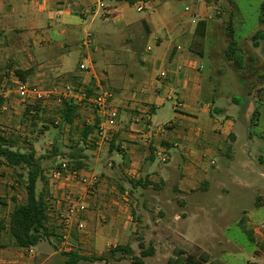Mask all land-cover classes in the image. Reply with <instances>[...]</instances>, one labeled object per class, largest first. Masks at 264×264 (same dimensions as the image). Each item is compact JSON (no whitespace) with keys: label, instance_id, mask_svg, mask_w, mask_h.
Listing matches in <instances>:
<instances>
[{"label":"crops","instance_id":"obj_1","mask_svg":"<svg viewBox=\"0 0 264 264\" xmlns=\"http://www.w3.org/2000/svg\"><path fill=\"white\" fill-rule=\"evenodd\" d=\"M160 1L166 5L137 21L131 16L127 5H123L126 2L116 0H0L2 128L9 123L4 115L8 103L12 99V103L17 104L14 90L4 86L8 76L13 81L16 69L31 72L26 82L29 80L37 83L39 88L47 89L52 77L68 81L72 79L73 84L84 82L85 74L79 66L87 61L113 93L111 104L119 112V123L108 151L110 162L98 157L97 153L92 155H97V158L91 157L87 151L80 154L85 157L83 165L77 169L81 179L90 174L97 175L101 170L97 175L98 182L90 189L82 181H58L61 189L55 190L53 210L49 213L47 224L50 236L36 247L19 248L9 229L10 215L17 206L27 203V192L20 193L14 189L8 193L7 183L0 184V190L5 191L0 193V264H134L125 253H135L140 249L139 243L144 244L147 239L165 235L162 232L164 223L171 224L167 227L171 238L182 237L189 224L188 217L178 215L147 217L146 228L140 233L142 240L130 242L138 236L139 231L131 223V217H124L127 206L141 203L146 207L151 206L160 214L170 213L171 207L178 206L184 207V213H190L193 209L199 211L200 208L205 213L208 195L214 189L225 191L222 181L228 177L238 149L242 158L252 161L254 149L264 143V136L255 135L252 128L261 121L260 108H264V102L249 93V101L243 99L250 106L245 112L246 119L241 120L245 111L240 106L243 99L234 96V107L231 106L227 99L230 94L220 84L221 77H224L222 69L211 66L207 77L205 58L210 62L215 59L205 55L204 46L200 52L195 48L198 24L205 22L203 33L207 38L215 23L211 0H193L192 7L185 8L186 13L176 12L169 0ZM220 2L213 0L214 5ZM139 7L143 10L139 11ZM137 9L143 12L146 7L139 4ZM103 12L107 15L105 19L100 16ZM98 18L102 23L94 28ZM253 31L264 32L259 18L252 30L254 34ZM87 33H91L93 38L90 46L83 42ZM7 37L14 40L10 44L1 40ZM263 42L253 49L264 47ZM144 54L148 56L145 58ZM218 58L232 62L227 58L226 50ZM4 67H7V71L2 72ZM164 71L168 74L167 78L161 77ZM96 72L93 79L86 76L85 80L89 82L91 79L89 83L95 84L98 78ZM236 72L240 74L243 69ZM244 72L249 77L257 76L250 69H244ZM216 77H220L219 81ZM224 101L228 108L225 104L218 105ZM58 106L60 109L61 105ZM237 107L240 108L239 112ZM255 109H260L256 120L253 117ZM88 112L79 110V118L73 127L66 128L70 132L69 140L76 143L83 141L82 131L77 126L91 124L88 119L92 115ZM229 112H234V116ZM222 114L226 115L225 119L218 118ZM82 118L86 121L80 124L78 120ZM99 121L97 119L92 123L96 125ZM45 133L48 134L47 131ZM92 134L86 142L95 136ZM72 153L78 155L76 150ZM72 153L66 154L71 157ZM115 153L120 156H115ZM212 155H222L230 161L217 168L216 162L211 160L213 169L210 170L205 160ZM163 156L167 158L164 162ZM91 162L96 165L93 173L87 169V163ZM245 163L241 172L256 174ZM119 164L121 171L135 181L136 200L118 181L113 188L112 175L117 172ZM17 180L20 178L17 177ZM67 184L89 207L81 217L86 228L79 234L75 231L76 223H73V230H68L62 222L66 210L63 193ZM21 185V181L15 183L16 190ZM111 195L118 198H108ZM258 200L264 204V196H256L257 217L264 215V206L257 203ZM99 201L105 209L95 211L94 206L100 204ZM3 212H8V216H3ZM102 213L112 217H102ZM172 218L175 222H182L180 226L173 225ZM241 224L245 230L246 223ZM254 236L258 235L250 232L249 237L257 250L259 246ZM158 242H152L154 255L146 258L143 264H168V261L163 262L165 252L160 240ZM218 246L219 251L211 248L205 250L199 246L208 254L204 257L205 264H226L216 259V255L224 251L222 242ZM116 248L122 249V253L112 254ZM181 249L178 246L170 254L166 252L170 255L168 259L174 258L175 251ZM260 252H253L256 257L253 256L248 263L264 264L261 260L264 255ZM79 257L82 259L78 260ZM161 261L163 263H159Z\"/></svg>","mask_w":264,"mask_h":264},{"label":"rangeland","instance_id":"obj_2","mask_svg":"<svg viewBox=\"0 0 264 264\" xmlns=\"http://www.w3.org/2000/svg\"><path fill=\"white\" fill-rule=\"evenodd\" d=\"M209 2L211 3V6L214 7L213 11L215 23L212 24L210 28V34H208L207 38L203 33L204 28L200 30L201 33L198 34L195 46L198 52H200L202 50V46H204L205 55H210L211 58L215 59H212L213 61L210 62L207 57L205 58V69L207 77H209L210 75L211 66L216 67L217 69H222V76L224 77H221L222 83L220 84L222 86H225L223 90L229 92L230 96L227 99L233 107L234 105L232 98L234 96L240 97L241 99L245 98L247 101H249L247 99L249 93L253 94L256 98H258L260 102H264V47L257 48L256 50L253 49V47H255L253 46V37L257 32L253 31L254 34L252 33V30L256 26L257 20L259 18L260 6L264 2V0H221V2L217 5L213 4V0ZM168 3H170V5L176 8V12L184 13L185 8H191L194 1L169 0ZM139 4H143L146 7L145 11H138L137 7L139 6ZM123 5H127L126 7H128L129 12L134 19H136L137 21H141L144 18H147L148 15L153 14L155 9L160 8L161 6L166 4H164L160 0H141L135 5H131L129 3H124ZM186 16H188V18L190 17L189 14H186ZM101 23V19L98 18L96 24L94 25V28H96V26L100 25ZM230 24L233 28V31L235 33V39L237 40L240 49L238 53L243 56V72H240V74L239 72H236V70H238L239 68L233 62L229 60L231 62L229 63L224 60L225 58L223 60L218 58V55H222L225 50L227 51L230 45L231 39L228 36V33L230 31ZM94 28H92V32ZM12 38L13 37L1 38V40L5 42L7 41V43L9 41L10 44L11 41L14 40ZM144 56L146 58L148 54H144ZM244 69H250L257 76L249 77L247 73L244 72ZM1 71H7V67L2 68ZM96 74H98V78L95 84H92V82H87L89 83L88 86H82L83 82L80 84H73L72 79L71 81H68L65 79L62 80L60 78L52 77L50 79L49 85L47 86V89L44 88V90H56L59 93H65L68 87H71L75 90H79L82 86L84 88L81 87V89H85L87 92H92L93 94L98 90V84H100L104 88V90H108L105 83H103L100 74L98 72H96ZM216 78L218 79V77ZM25 84L30 87L39 88L37 83L35 84V82L33 83L29 80ZM4 86L5 88H11L12 91L14 90L13 94L16 95V99L14 101H16L17 104L12 103V99L10 100L12 102H10V104L8 103L7 110L4 111V115L9 119V123L8 125H3L4 127L2 129L7 136L19 138V148L21 150H24L25 152H30L33 149L35 150V157L40 162L45 176V179L40 181L38 184V192L40 194L44 193L45 195H47L48 202L50 204V211H52L54 195L56 193L55 190L57 188L58 190L61 189L60 187H58V180L54 179L53 177L54 172L59 169L60 165L64 162L69 163L70 167L77 171V168L74 165L75 161L72 160L71 157L66 154L72 153L74 151L73 149L75 148L76 142L69 140L70 132L66 131V128H56V124L60 121L58 104L61 105L62 103L58 101L57 97L53 96L46 104L39 105L40 116H38V119L35 120L32 117L33 114L27 109H29L30 107V111H32L37 105L32 103L25 104L22 101L21 97L15 89L14 82L10 79V76L7 77ZM40 89L43 88L40 87ZM55 102H57L58 104H54ZM225 103L226 102L224 101L222 103H218V105L222 106V104ZM78 104L81 105L80 110L83 109L84 112L89 111L88 113H91V118H89L88 116H83L84 118H89L88 120L91 122L89 126H93L94 124L92 122L97 121V119H102L101 114L97 112L96 104L94 105L93 102L82 101ZM17 105L21 107L18 108ZM225 106L227 108L229 107L228 104H225ZM240 106L245 110L244 114L242 113L241 120L244 118L246 119L245 112H248L250 105H248L243 99ZM260 109L262 112L261 121L259 124L253 125L252 128L253 133L255 135L264 136V108ZM260 109H255L253 111V117L255 120L260 114ZM237 111H240L239 107H237ZM229 114L234 116L235 113L229 112ZM225 116V114H222L219 115L218 118L225 119ZM84 118L79 119L78 122L80 121V124L84 123L86 121ZM57 125L60 126L59 124ZM46 126L50 128L47 130ZM80 126L77 127L80 131H82L84 128V124ZM94 126L96 127V129L92 135L95 136H93L92 139H90L88 142L82 141L81 147L84 149V151H87V153H89L91 157L97 158V155L92 156L93 153H97L98 157L104 159L108 163V161L110 162L111 160V158H108V151L111 142L100 139L98 137V125ZM46 131L48 132V134L45 133ZM110 131L111 132L107 134H115L116 128L114 130L111 129ZM111 139H113V136L111 137ZM263 149L264 143L261 144L260 147L254 149L252 161H247L245 158H242L241 152L238 149L236 159L233 163H231V169L229 170L228 177H226L222 181L225 186V191L222 192L221 190L214 189L210 193V195H208V204L205 207V213L202 212L201 208L199 209V211H195V209H193L194 211L190 213H184V207L178 206L171 207L172 211L170 213L166 214L165 212H162V214H160L161 212H157L156 210L152 209L151 206L146 207L141 203H139L138 205L129 204L130 206H127V208H125L126 211L124 217H131V223L139 231L138 236L132 238L130 242H138L142 240L140 233H142L143 229L146 228L145 219L147 217L165 218L175 217V215H178L177 217H188L187 223L189 224V226L187 227V232L183 233L182 237L178 236L179 238H171L170 232L167 229V227H169L168 225L171 224L164 223L162 226L164 230L162 232L165 235H163L161 238L152 237L150 239H147L144 244L139 243L138 245H143L145 251H147L150 248H154L152 242L156 241L157 243H159L158 241L160 240V244L162 245L161 248L165 252L164 255H162L163 262L169 261L171 258L168 259V257H170L169 254L172 252V249L174 247L180 246L181 248H183L181 249V251H183L186 256L191 255L199 264H205L206 262L204 261V257H206L208 254L203 252L202 249L199 248V246L205 248V250L211 248L216 251H219V242H222V245L224 246V251L223 253L217 254L216 259H220L223 261V263L226 264H249L248 262L252 260V257H256L253 252L261 251L260 253L264 255V236L259 237V234H257V237L254 236V239L257 242L256 245L259 246L257 250H255L256 246L251 241L248 235V233L250 232L256 234L254 232V228L258 225H264V215L257 217L258 211L255 205L256 196L258 194L264 196V153H262ZM116 155L120 156L119 153H115V156ZM211 160H214L216 162L217 168L225 166V163L230 161L222 155H212L211 157H208L205 160V164L210 170L213 169V166H211L210 164ZM117 162L118 160L116 161V163ZM245 162H247L249 167H252L253 171L256 172V174L247 175L246 173L241 172L242 167L246 166ZM91 163L92 164L87 163V169L90 173H93L96 170V165L93 164L94 162ZM121 164H119V167L116 168L117 172L113 173L112 175V180L114 181L113 188L115 182L118 181V183L123 184L125 186L126 190H129L128 192H130V194H132L133 198L136 200L138 193L134 190L135 181L130 180V177L123 171H121ZM100 172L101 170L98 171L97 175H99ZM97 175L90 174L89 177L95 176L98 179ZM17 177H19L20 180H17ZM27 178V169L24 168L23 170H15L0 161V184H4L5 182L7 183L8 193L12 192V190L14 189V191H19L20 193L27 192L25 187L27 183ZM20 181L23 186L21 185L19 189L16 190L15 183H20ZM258 190L260 192H258ZM0 193H5V191L0 190ZM114 193L116 194V191ZM117 196L115 197L111 195L108 198L115 200L118 198ZM99 202L101 206L99 203L96 205V207L94 206L95 211H101L105 209V206L101 203V201ZM257 203H260L261 206H264L263 202L259 200L257 201ZM107 209L108 207H106V210ZM2 215L8 216V212H3ZM102 217L112 216L107 213H102ZM171 220L173 225L176 224V226H180V224L182 223L175 222L173 218ZM240 220L241 223H246L244 224L245 230L243 229ZM166 224L167 226L165 227ZM148 227L151 228L149 224ZM166 247L168 248V251L166 250ZM141 249V247L140 249L138 248L137 252L135 253H125V256L128 257V259L134 264H136V262L139 260L143 261L144 263V260L146 258H149L150 256L143 257V250ZM166 252H169V254H166ZM117 253L120 254L122 252L119 251ZM261 260L264 262V259ZM163 262L161 261L159 263Z\"/></svg>","mask_w":264,"mask_h":264},{"label":"trees","instance_id":"obj_3","mask_svg":"<svg viewBox=\"0 0 264 264\" xmlns=\"http://www.w3.org/2000/svg\"><path fill=\"white\" fill-rule=\"evenodd\" d=\"M119 2H126L131 5L137 4L140 0H116ZM259 21L262 25H264V3L260 6L259 12ZM205 22H201L198 24L197 32L201 33L200 30L204 27ZM230 26V31L228 36L231 39L230 45L226 51L227 58L232 61L239 69L243 68V56L238 53L239 46L238 42L235 39V33L233 28ZM254 46L259 47L261 41H264V32L258 31L254 37ZM31 72L24 71L21 69L15 70L16 77L19 78L20 81L26 83L27 76H29ZM2 80V78H1ZM0 80V82H1ZM34 110L30 111L33 115L32 117L37 120L40 113L39 104H36ZM80 104L76 103L74 100L65 99L61 107L59 109V124L56 123L57 129H65L67 127H73L75 121L79 118V110ZM29 113V114H31ZM28 114V115H29ZM32 118V119H33ZM99 121V120H98ZM54 125V123H53ZM98 123L96 124V126ZM47 130L50 127H47ZM96 127L95 126H84L81 134L83 137V142L94 133ZM78 145V146H77ZM73 150L78 151V155L71 154V159L75 161L74 165L76 168H80L83 165V160L85 157L80 154L84 151L81 147V142H77L75 148ZM35 150H31L30 152H25L19 148V138L18 137H10L7 136L0 126V161H2L5 165L12 169H27L28 170V178L26 183V191L28 195V200L26 204H22L17 206L10 215V233L14 238L16 245L22 249H29L32 247H36L39 245L44 239L50 236V229L48 227L49 213H50V204L48 202L47 195L44 193L38 192V184L40 181L45 179L43 168L35 157ZM250 235V233H248ZM251 238V237H250ZM252 239V238H251ZM142 248V256L148 257L154 255V249L150 248L145 251L144 246L140 245ZM122 251V249L116 248L112 251V254H116L117 252ZM175 257L171 258L168 261V264H196L195 258L190 256H186L183 251L176 250ZM67 256L73 257L74 255L67 254ZM77 258V257H76ZM82 258L79 257L78 260ZM136 264H143V261L139 260ZM199 264V263H198ZM251 264V263H250Z\"/></svg>","mask_w":264,"mask_h":264},{"label":"built area","instance_id":"obj_4","mask_svg":"<svg viewBox=\"0 0 264 264\" xmlns=\"http://www.w3.org/2000/svg\"><path fill=\"white\" fill-rule=\"evenodd\" d=\"M143 8L139 7V11H142ZM96 14V13H95ZM100 16L105 19L107 15L105 12L101 13ZM92 35L91 33H87L84 38V43L86 46H90L92 43ZM80 71L85 74L83 77L84 82L82 86H88L86 76L88 78H93L95 76L94 67L89 64L87 61H84L79 66ZM167 72L164 71L161 74L162 78H167ZM91 80V79H90ZM90 80H88L90 82ZM13 82L15 84V89L22 101L26 104H46L53 96L57 97L58 101L62 103L65 99H72L76 103H81L82 101H90L93 104H96L97 112L101 114L102 119L98 122V137L102 140L112 141L111 137L114 135L107 134L111 132V129H115L119 122V113L118 111L112 107L111 101L113 99V93L109 90H104V88L98 84V90L92 94L87 92L85 89L75 90L71 87H68L65 93H59L56 90H44L37 87H30L24 82L20 81L18 77L13 78ZM86 82V83H85ZM84 88V87H82ZM100 89V90H99ZM173 99V97H170ZM114 132V131H113ZM166 157L163 156L162 161H166ZM54 179L58 181H64L68 183L70 180L82 181L88 188L92 189L94 185L97 183L98 179L93 177H83L81 179L78 171L72 169L69 163L64 162L60 165V168L54 172ZM63 202L66 204V210L62 215V222L66 226L68 230H73V223H76L77 233H81L85 230L86 225L82 220L87 211L88 205L84 199L81 198L79 194L75 192L73 187L69 184L66 185L63 193ZM254 232L259 234L260 236H264V225H258L254 228Z\"/></svg>","mask_w":264,"mask_h":264}]
</instances>
